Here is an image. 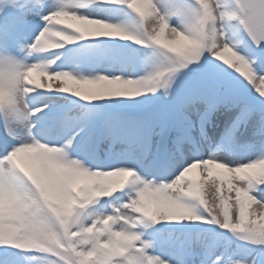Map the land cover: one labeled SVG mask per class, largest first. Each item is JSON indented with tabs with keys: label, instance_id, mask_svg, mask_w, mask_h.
I'll return each instance as SVG.
<instances>
[{
	"label": "snow or ice",
	"instance_id": "6c2138e0",
	"mask_svg": "<svg viewBox=\"0 0 264 264\" xmlns=\"http://www.w3.org/2000/svg\"><path fill=\"white\" fill-rule=\"evenodd\" d=\"M0 264H264V0H0Z\"/></svg>",
	"mask_w": 264,
	"mask_h": 264
}]
</instances>
